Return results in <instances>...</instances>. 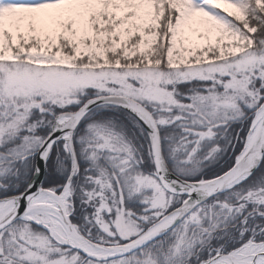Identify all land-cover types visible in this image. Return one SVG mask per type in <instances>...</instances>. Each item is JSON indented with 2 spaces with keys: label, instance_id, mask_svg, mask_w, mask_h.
<instances>
[{
  "label": "snow or ice",
  "instance_id": "1",
  "mask_svg": "<svg viewBox=\"0 0 264 264\" xmlns=\"http://www.w3.org/2000/svg\"><path fill=\"white\" fill-rule=\"evenodd\" d=\"M0 264H264V0H0Z\"/></svg>",
  "mask_w": 264,
  "mask_h": 264
}]
</instances>
